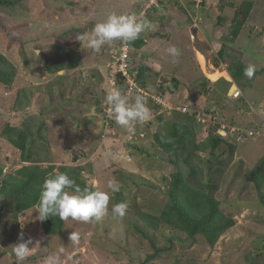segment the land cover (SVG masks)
<instances>
[{
  "label": "rangeland",
  "instance_id": "rangeland-1",
  "mask_svg": "<svg viewBox=\"0 0 264 264\" xmlns=\"http://www.w3.org/2000/svg\"><path fill=\"white\" fill-rule=\"evenodd\" d=\"M2 1L6 3L0 5V54L14 66L16 76L8 87L0 83V168L7 175L27 165H36L41 169L52 166L53 172L66 166L77 171L92 190L109 192L110 202L107 213L100 221L84 223L69 219L64 221L63 233L55 236L43 233L36 207L19 213L16 222L10 210L2 211L0 264H15L12 247L21 242V234L25 240H32L29 247H33L24 264H43L49 255H58L60 264H145L148 255L153 258L147 264H264V205L260 203L248 175V171L264 157V0L253 2L248 19L231 43L229 34L236 11L234 4L241 0H233L234 4L222 14L226 17L222 18L224 24L221 27L214 25L218 12L215 9L212 11L210 6L209 14L216 34L209 35L220 37L219 43L222 44L219 49L231 44L229 52L233 59L229 57L225 63L233 60L244 62L247 67L252 65L257 68L258 74L252 76V86H239L240 95L236 99L227 97L229 100H226L217 93L214 100L212 97L215 94L210 95L209 109L205 110L218 112L226 124L247 129L252 135L249 138L236 137L232 141L235 151L230 160H226L228 152L222 155L221 150L226 147L221 145L213 156L208 151L197 152L188 164L183 161V156H173L158 147L154 133L165 134L166 128L162 124L157 125L155 118L164 117L167 112L172 118L175 115L178 118V113L193 119L194 115L175 109H164L162 112L158 109V113L157 110L154 113L156 125L150 126L147 121L137 125L135 135H129L114 119H106L103 114L108 69L117 46L115 43L105 45L99 53H93L84 50L79 41L81 34L90 32L110 13L137 14L142 0ZM223 1H217L214 8L222 5L226 9ZM181 9L171 8L173 18H179L184 13ZM165 14L163 8L161 13L154 10L147 14V20L150 18L151 21L150 27L142 33L145 39L156 32L158 35L164 32L163 29L156 31V26L158 17ZM198 35L193 36L194 40L199 41ZM151 41L152 48L157 41ZM200 42L196 45L201 46ZM170 43L175 45L176 42ZM181 43L182 50L178 49L177 56L170 55L166 49H160L156 56L175 61L177 65L174 66L177 67L173 68L181 73L183 81L191 82L195 77L191 83L197 85L192 89H197L194 91L197 93L201 90L200 80L197 79L199 75L188 57L193 54L192 45L188 37ZM53 46L78 55L76 66L49 72L47 61H57ZM184 46H189V49L185 51ZM212 52L209 53V60ZM205 56L208 55L205 53ZM66 63L64 60L61 65ZM225 63L222 62L226 69ZM185 68L187 70H183ZM185 72L189 78L184 75ZM153 73L149 76L156 89H148L150 93L156 90L163 93V88L173 89L170 86H173L174 78H156L160 73L152 76ZM246 78L243 83H246ZM141 82L148 84L143 80ZM137 84L140 86L139 82ZM189 85L186 84L187 89H190ZM121 88L130 98L137 95ZM17 98L18 103H15ZM164 99L165 107H171ZM183 106L187 107L188 103L179 105V108ZM188 107L192 111L199 108L195 101H191ZM194 122L195 141L198 143L213 130L218 133L216 125L210 122L201 125L196 119ZM7 125L27 127V146H30L33 158L30 163H22L19 151L2 138V131ZM67 132H76L77 136V140L69 145L64 140L68 137ZM224 135L220 136L224 138ZM174 160L183 174L192 164L200 169V173L196 172L193 176L197 182L200 180L199 188L210 186L209 196L218 202L219 213L234 222L212 247L202 235L189 240L185 234L164 223H159L158 229H152L141 218L145 214L158 217L166 206L171 175L176 171ZM224 160L226 165H220L219 162ZM113 179L121 185V190L114 194L107 186L108 181ZM121 202L128 205L123 218L112 212L113 205ZM73 231L80 236L78 244L69 239Z\"/></svg>",
  "mask_w": 264,
  "mask_h": 264
},
{
  "label": "trees",
  "instance_id": "trees-1",
  "mask_svg": "<svg viewBox=\"0 0 264 264\" xmlns=\"http://www.w3.org/2000/svg\"><path fill=\"white\" fill-rule=\"evenodd\" d=\"M254 1L255 0H241L235 5L236 11L230 24L229 43L239 35L253 8ZM204 2L205 0H203V3ZM5 3L6 2L3 3V1L0 0V5ZM203 3L197 9L194 7L193 3L192 5L195 10H201L204 7ZM222 8L223 7L220 9ZM143 43V39H137L131 44L133 51L136 52ZM117 44L118 41L115 42L116 46ZM229 46H231V44L228 46H221L214 59L215 65H218L220 62L225 63L226 59L229 57L233 59V56H230L229 52L232 48ZM53 49L56 52L57 61H47V70L49 72L72 69L76 66L79 56L74 54L73 51L65 50L57 46H53ZM64 60L67 61L65 66L61 65ZM51 63H53V66L50 68L49 65H51ZM225 64L227 72L238 88H244L246 85L252 86V79L249 77L246 78L247 76L245 75L247 66L234 60ZM257 74L258 72L254 71L253 76ZM145 75L146 67L140 64L138 67L137 81L141 86L144 84V82L141 81ZM15 76L16 70L14 66L0 54V83L8 87L12 85ZM245 78L246 83H243L242 80H245ZM204 84H208V82L206 81L203 85ZM118 85L122 87V81H120V79ZM229 86V82L220 79L213 88L212 86L208 85L205 87L204 85L205 88L203 91L205 90L207 93L213 92L215 95L218 93L217 95L228 100L227 91ZM15 103H18V98ZM174 117L175 118L171 117L168 121L164 120L163 115L157 116L156 118L157 125L162 124L164 128H166L165 134L158 131L154 133V140L159 148L166 152H171L173 156H183V161L188 164L197 152L202 153L208 151V154L213 156L218 147L224 145L226 148H222L221 153L223 155L225 152H228L226 160L231 159L235 151V146L232 143L234 138L225 139L213 130L204 141L198 143L195 141V119H193L192 116L188 117L185 114L179 113L177 115L178 118H176V115ZM230 125L232 124L230 123ZM1 135L3 139L19 151L20 161L22 163L25 164L32 161L33 158L30 146H27L29 133L26 126L23 128H15L7 125L4 127ZM226 160L220 161L219 164L226 165ZM173 164L176 171L171 175L167 191L168 202L166 206L158 217L145 214L141 215V218L145 225L152 229L156 230L159 227V223H164L172 229L185 234L189 240H194L197 235H202L209 246L212 247L218 238L234 225V222L219 213L218 202L209 196L208 188H210V186L204 185V187L201 186L203 189L199 188L200 180L197 182L193 177L196 172L200 173L199 168H196L194 164H192L183 174L175 160ZM53 170L54 167L52 166L41 169L36 165H27L16 170L14 174L5 175L0 168V213L6 209L10 210L12 213L11 216H13L16 222V217L19 213L36 207L40 198L41 185L44 180L52 174L67 173L69 177L75 181L77 186L82 189L87 187L92 190V188L85 184L84 180L80 178L79 173L74 169L61 166L56 168V172H53ZM248 175L253 182L255 191L259 195L260 203L264 205V157L248 171ZM189 177L191 178L190 180ZM69 190L74 191V189ZM41 227L46 236L60 235L64 231V220L55 216L41 221ZM141 233L143 234L142 231ZM152 258V255H148L144 263L147 264Z\"/></svg>",
  "mask_w": 264,
  "mask_h": 264
},
{
  "label": "clouds",
  "instance_id": "clouds-1",
  "mask_svg": "<svg viewBox=\"0 0 264 264\" xmlns=\"http://www.w3.org/2000/svg\"><path fill=\"white\" fill-rule=\"evenodd\" d=\"M150 27V22L136 14L110 13L100 22H97L90 32L79 36V41L84 50L99 53L102 47L119 41L123 46L128 47L140 38L141 34ZM172 56H177L178 50L175 47L168 49ZM159 70L160 66H153ZM255 68L249 65L245 69V75L252 78ZM230 86L236 85L231 80ZM238 88V87H237ZM239 89V88H238ZM105 103L107 115L114 119L117 125L123 128L129 135H135L137 125H143L151 118V110L147 106L142 94L130 98L124 94L121 87L110 84L106 91ZM110 193H117L121 185L117 180L108 181ZM67 189H74L70 193ZM110 202L109 192L90 190L87 187L81 188L67 173L52 174L47 177L41 185L40 198L36 205L38 219H46L58 216L61 220L80 221L84 223L100 221L108 211ZM128 205L121 202L113 205L112 212L115 216L123 218ZM73 244H78L80 236L72 232L69 236ZM20 243L12 247L15 256V264H24V261L31 255L32 248L29 245L31 239L25 240L23 234L19 236ZM62 251V250H61ZM43 264H60L58 255H49L44 259Z\"/></svg>",
  "mask_w": 264,
  "mask_h": 264
},
{
  "label": "crops",
  "instance_id": "crops-1",
  "mask_svg": "<svg viewBox=\"0 0 264 264\" xmlns=\"http://www.w3.org/2000/svg\"><path fill=\"white\" fill-rule=\"evenodd\" d=\"M217 1H219L221 3L222 0H206L203 3L204 7L201 10H199V9L195 10L193 8L191 0H162V8L166 11V14L164 16L158 17V19H157L158 20V23H157L158 26H156L158 28H156V31H160L161 29H163L164 32H160L159 35L156 34L157 33L156 32V33H154V35L152 34L151 36L147 37V39H145L144 35L141 34L142 36H140V38H139V39H143L144 43L139 49L136 50L135 59L137 60L136 63H138L139 65L140 64L145 65L146 75L144 76L143 80L145 82H148V84H150V85H148L146 83L147 85L145 84L142 87L145 88L146 90L156 89L153 86L154 82L152 81L153 80L152 77L149 76V75H151L150 74L151 72H155V73H153L152 76H158V74L156 75V73H160L159 76L156 78H160V77H164L165 79L174 78L173 86H170V87H173V89L172 88H169V89L163 88V90H162V91H164L163 93L161 91H158V90L151 92L154 95H159L162 98H165L164 100L172 106L177 107L179 105L186 104V103L191 104V101H192V103H193V101H195L196 106L198 105V107H200L202 109H209L208 104H210V101H209L208 97L212 94L214 95V93L213 92L207 93L205 90L203 91V89L208 85L212 86V88H213L214 85L220 79H224L227 82H230L232 80V78L230 77L229 73L225 69L222 62H220L218 65H215L214 59H215L216 53L219 50V46L222 43L221 42L219 43L220 37L211 35L212 33L216 34V29H214V27H212L213 20L210 17L209 10L211 8L210 6L212 5V11H213V9H215V12H218L217 16L214 18V23H215L214 25L221 27L224 24L223 23L224 20H222V18L225 19L224 17H226V16H222V14L225 11H227V8L230 9L231 3L234 4V1L233 0H224L223 4L225 3L226 9L224 7L222 9H220L222 7V5H221V7L218 6L216 9V7L214 8V6H217ZM219 2H218V4H219ZM208 3H209V5H207ZM163 5L165 8L163 7ZM234 5H236V4H234ZM175 7L176 8H182L181 10H183V12H184L183 14L180 15L179 18L178 17L173 18L174 16L171 14V8H175ZM149 20L151 21L150 18H149ZM157 20H154V21H157ZM184 22H186V24H184ZM184 25H186V29H184ZM208 26H211V27H208ZM194 27H197V28H195L197 31V32L195 31L196 33L195 32L193 33ZM173 33H174V36H173ZM198 33H200V34L198 35ZM209 33H211V34L209 35ZM196 35H198L197 39L199 41H201L200 42L201 46L196 45V42H199V41L194 40V37H196ZM185 37H188V42L191 43V45H192L191 48H192L193 54H191L190 56L188 55V57H189V61L195 67L194 70L198 71L199 78H197V79L200 80L199 84H201V88H200L201 90H199L200 93H199V91L197 93L194 92L197 89L192 90L193 87H197V85H193L191 83L193 81V79H195V77H192L191 82L190 81L189 82L183 81L182 79H180L181 73H179V72L177 73L174 69L177 67V66H174V65H177L175 63V61H171V60L166 61V60H163L162 58L156 56V53H158L160 49L163 51L167 50V52H168V49L172 48L175 45H178V46H175V48L177 50L180 49L181 46H183L181 43V40L182 39L185 40ZM174 38H175V41H173ZM151 40L157 41V43L152 48H151V44H152ZM115 42L116 41H114L113 44ZM170 42H174V43L176 42V43L174 45V44H171ZM184 47L185 48H183V49L185 51L189 49V46H184ZM204 48H208V49H204ZM153 50H154V53L152 52ZM181 50H182V48L180 49V51ZM210 51L211 52L214 51L215 53L212 52L213 56L209 60L208 58L211 54ZM205 53L208 56H205ZM199 56H201L203 63L200 62ZM186 60H188V59L186 58ZM177 61L179 62V59H177ZM157 64L160 66L159 70H156L153 67L154 65H157ZM243 64L245 65L244 62H243ZM173 66H174V68H173ZM186 68L188 69V67H186ZM186 68L183 70H187ZM255 71L257 72V68H255ZM180 72H182V69ZM186 72L184 75L187 78H189V75H186L187 74ZM217 72L219 73L220 76H218L217 79L214 81L211 80L209 78V75L217 73ZM223 73H225L226 76H224ZM206 81L208 82V84H204L205 85V87H204L203 83H206ZM186 84L191 85V86L189 85L190 87L188 86L190 89H187ZM165 90H167V92H169V93H166ZM186 90H188L189 92ZM239 90H240V88H239ZM190 92H192V93H190ZM166 94H168V97ZM215 97H216V95H214L212 98L215 100ZM212 101L213 100H211V103H212ZM149 102L151 103V105ZM146 103H147V106L151 110V118L148 120L147 124H149L150 126H154V124L156 125V122H155L156 118L154 119V113L156 112V110L158 113V109L156 108V105L152 101H148ZM159 110L162 112L161 109H159ZM171 117H172L171 113H168V112H167V114L164 115V119L169 120V119H171ZM66 134L68 137L64 140L68 145L70 144V142H73V140H75V141L77 140L76 132H67Z\"/></svg>",
  "mask_w": 264,
  "mask_h": 264
},
{
  "label": "built area",
  "instance_id": "built-area-1",
  "mask_svg": "<svg viewBox=\"0 0 264 264\" xmlns=\"http://www.w3.org/2000/svg\"><path fill=\"white\" fill-rule=\"evenodd\" d=\"M191 2L194 4V7L197 9L200 7V5L203 3V0H191ZM162 9V0H142L140 5V10L136 14L138 16L142 15V18L147 19V14L149 12H152L154 10L161 13ZM115 52L113 56L111 57V63L108 69L109 78L107 79L108 87L110 84L118 85V81H122V87L126 92L130 91L135 94H142L146 100L152 101L157 109H161L162 111L166 109V111H170L171 109H175L177 111H180L182 113H191L194 115V119L198 122V124H205V122H210L211 124L216 125V131L217 134L221 135L224 133V138H236V137H242V138H249L252 133L248 132L247 129H244L242 127L233 126L230 124H226V121H224L217 112L214 110H205L202 108H195L194 111H192L188 106H183L181 108L173 106L165 107L163 98L159 95H152L148 90L145 88L138 86L137 82V73H138V67L139 64L136 63L137 60L135 59V52L133 51L131 45L128 47L123 46L119 41L117 44V47L114 49ZM109 80V82H108ZM120 87V86H119ZM231 88V90H230ZM227 91V96L231 99H236L240 95V90L237 87L231 86ZM230 90V91H229ZM161 112V111H160ZM103 114L106 119H110L107 115V106L104 107ZM222 137V136H221Z\"/></svg>",
  "mask_w": 264,
  "mask_h": 264
},
{
  "label": "bare ground",
  "instance_id": "bare-ground-1",
  "mask_svg": "<svg viewBox=\"0 0 264 264\" xmlns=\"http://www.w3.org/2000/svg\"><path fill=\"white\" fill-rule=\"evenodd\" d=\"M199 58H200V62L203 63L201 56H199ZM223 75L226 76L225 73H223ZM206 76H207V75H206ZM218 76H220V75H219V73L217 72V73H214V74L209 75V78H210L211 80L214 81V80L217 79ZM207 78H208V77H207Z\"/></svg>",
  "mask_w": 264,
  "mask_h": 264
}]
</instances>
